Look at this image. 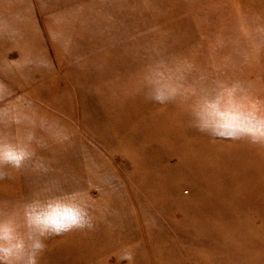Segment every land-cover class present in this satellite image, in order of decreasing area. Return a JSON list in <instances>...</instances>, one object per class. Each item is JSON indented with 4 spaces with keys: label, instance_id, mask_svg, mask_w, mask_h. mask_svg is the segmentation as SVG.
Masks as SVG:
<instances>
[{
    "label": "rangeland",
    "instance_id": "rangeland-1",
    "mask_svg": "<svg viewBox=\"0 0 264 264\" xmlns=\"http://www.w3.org/2000/svg\"><path fill=\"white\" fill-rule=\"evenodd\" d=\"M264 264V0H0V264Z\"/></svg>",
    "mask_w": 264,
    "mask_h": 264
},
{
    "label": "clouds",
    "instance_id": "clouds-1",
    "mask_svg": "<svg viewBox=\"0 0 264 264\" xmlns=\"http://www.w3.org/2000/svg\"><path fill=\"white\" fill-rule=\"evenodd\" d=\"M32 264H34V261L32 262Z\"/></svg>",
    "mask_w": 264,
    "mask_h": 264
}]
</instances>
